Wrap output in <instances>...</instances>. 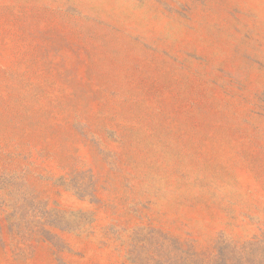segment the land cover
Instances as JSON below:
<instances>
[{"label": "rangeland", "instance_id": "1", "mask_svg": "<svg viewBox=\"0 0 264 264\" xmlns=\"http://www.w3.org/2000/svg\"><path fill=\"white\" fill-rule=\"evenodd\" d=\"M0 264H264V0H0Z\"/></svg>", "mask_w": 264, "mask_h": 264}]
</instances>
